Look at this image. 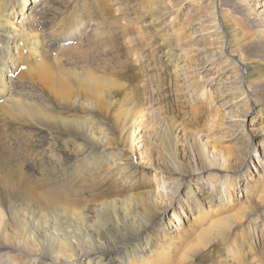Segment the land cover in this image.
Returning <instances> with one entry per match:
<instances>
[{"label": "bare ground", "instance_id": "obj_1", "mask_svg": "<svg viewBox=\"0 0 264 264\" xmlns=\"http://www.w3.org/2000/svg\"><path fill=\"white\" fill-rule=\"evenodd\" d=\"M113 1L98 16L104 6L100 0H0V252L7 255L0 264H20L14 254L24 256L23 264H193L214 244L225 247L233 261H247V256L242 261L244 250L235 230L264 209V139L249 154L250 136L264 135V123L256 130L245 127V107L253 98L245 94L242 69L230 48L252 39L249 20L264 23V0H209V10L202 6L204 0H182L185 8L191 5L188 12L197 2L205 9L184 25L183 41L171 32L179 7L164 1L141 4L142 10H157L151 21L163 23L158 28H163V42L176 44L165 53L174 62L180 91L193 98L191 103L208 91L220 111V122L213 126L230 133L214 135H225L228 143L212 148L195 130L183 132L170 119L174 127L162 134L157 130L162 146L154 141L152 153L160 159L165 150L164 159L176 168L159 173L160 191L127 189V195L117 194V182L100 187L88 181L93 169L101 174L98 182L105 181L100 153L110 154L107 150L123 138L122 118L139 111L136 88L121 84L119 74L148 38H142L139 19H130L123 9L125 0ZM115 10L128 15L117 16ZM82 13L96 15L91 29L96 33L78 32ZM260 32L256 35L264 42V29ZM53 49L55 55L50 56ZM255 78L251 82L264 84V75ZM77 109L84 118L72 113ZM123 141L133 150L131 134ZM22 144L25 150L13 155ZM238 147L244 152L235 153ZM260 148L261 175L252 178L255 189L245 187L242 195L241 178L246 176L237 174L236 165ZM224 153H235L236 158ZM104 161L110 163L108 157ZM191 165L192 170L180 174L191 178L185 192L177 195L173 189L182 179L171 176ZM112 167L104 172H117L122 187L127 185L132 178L128 160ZM208 170L212 173L205 176ZM170 209L176 218L186 217L185 226L173 229L167 223L165 235L153 238L152 224ZM250 261L261 264L262 258L254 255Z\"/></svg>", "mask_w": 264, "mask_h": 264}, {"label": "rangeland", "instance_id": "obj_2", "mask_svg": "<svg viewBox=\"0 0 264 264\" xmlns=\"http://www.w3.org/2000/svg\"><path fill=\"white\" fill-rule=\"evenodd\" d=\"M32 1V0H30ZM102 2V9L98 10V16L103 14V10H109L106 7L108 4L114 3L113 0H107L105 4L103 0ZM146 1H159L165 2L169 7L174 9L180 8L179 14L175 15V19L171 22L172 31H175V39L177 40H184V32L186 28L184 25L187 24V21H193L192 18L199 17L205 13V9L202 6H205L207 10L208 4L211 7V2L209 0H204L203 4L194 5L190 12H188V8L191 5H187L188 7L185 8V3L180 4L182 0H125L123 9L130 13V19L135 20L136 18L139 19V24H141V31H142V38H148L146 42L139 43V49L137 55L135 54L134 57H129L128 66L127 68H123L122 73L119 74L121 78L120 83L126 84L128 87L136 88L135 96L139 101V111L137 115L130 114L128 118L125 116L122 118V124L120 127L122 128V136L123 138L117 139V144L114 143L115 148H111L106 152H103L102 155L100 153L99 158H101V165H103V169L101 172L105 177V181L98 182L101 178V174L93 169L89 173L88 181L91 183H95L98 186H106L111 185L114 182L119 184L117 189V194L120 195L121 191L126 192V195L129 192H139V191H151L155 190L156 192L160 191L161 188H158V181L161 179L163 170L165 169H175L176 166L174 164L168 163L165 159L167 152L165 150H161V155L165 158L155 159L152 153L153 147L155 143L157 145L162 146L163 139L158 135L157 130L160 131V134L164 133L167 127H174L173 124H170V119H174L177 121L178 126L183 129V132L190 133L191 131L195 130L194 134H199V138L207 142L209 147H221L222 144L228 143L227 138L225 135H228L230 132L228 129L224 127H217L213 126L214 123L220 122L219 116L220 111H216L215 103L216 99L210 95L208 91L205 90L197 100V103H191L193 98L189 95H185L182 91H180L179 82L175 77L174 71V62H172L167 54L165 53L174 43L171 42H163L164 39V31L158 30L163 23L162 22H152L151 20L157 16V10H142L141 4ZM231 2V0H227ZM228 2V3H229ZM146 4H149L147 2ZM106 5V6H105ZM112 6V5H111ZM117 6V5H116ZM113 5V9L117 8ZM224 12H229L232 14L231 9H223ZM192 12V13H191ZM117 16H127V14L121 13L120 11H114ZM91 14V18L87 15L84 17L82 13V18L84 19L81 22V28L79 29V33L82 31L85 35L89 33H96L91 31L92 28L96 27V24L93 25L97 19L96 15L93 17V13ZM240 17V16H239ZM124 18V17H123ZM224 18V17H223ZM244 19V17H242ZM20 19V16L17 20ZM90 19V20H89ZM191 19V20H190ZM16 20V21H17ZM168 21V19H166ZM164 20V21H166ZM88 23H87V22ZM122 19L120 22L122 23ZM224 21V19H223ZM153 24H152V23ZM85 23V24H84ZM148 23V24H147ZM158 23V24H157ZM226 24V23H225ZM83 25V27H82ZM89 25V26H88ZM148 25V26H147ZM154 25V26H153ZM228 25V22H227ZM264 23L258 21L249 20V26L252 29V38L251 40L248 39L241 44H234L231 47L230 52L233 50L231 54L235 62L237 63L238 67L242 69L241 74L243 75L242 78L245 79V94L251 96L253 100L249 102V105L245 107L248 111L246 115V125L245 127L250 130H256L257 127L262 126L264 123V84L259 83V81L251 82V79L255 78L260 80L264 75V42L259 35L256 33H261L260 30L264 29ZM92 26V27H91ZM116 26V25H115ZM114 26V27H115ZM155 28V29H154ZM177 29V30H176ZM87 33H86V32ZM162 31V32H161ZM77 32V34H78ZM79 35V34H78ZM82 36V34H80ZM68 35V37H70ZM152 36V37H151ZM150 37V38H149ZM73 39V37H71ZM140 42V40H139ZM170 45V46H169ZM171 47V48H172ZM57 51V50H55ZM141 51V52H140ZM50 56L55 55L54 49L51 50L49 53ZM133 60V58H135ZM67 60V57L64 58ZM132 60V61H131ZM72 62V61H68ZM130 62V63H129ZM134 62V63H133ZM133 63V64H132ZM245 67V68H244ZM119 70V69H117ZM110 71H115V69H111ZM256 73V74H255ZM262 73V74H260ZM118 75V72H116ZM258 76V77H257ZM246 77V78H245ZM253 77V78H252ZM249 84V85H248ZM247 86V87H246ZM210 89V87H208ZM250 89V90H249ZM179 90V91H178ZM213 90V88H212ZM249 90V91H248ZM190 94V93H189ZM252 94V95H251ZM146 98L144 101L143 99ZM190 100V102H189ZM143 104H142V103ZM146 104H145V103ZM196 104V105H195ZM194 105V106H192ZM198 111L196 112V109ZM72 113H76L77 117L84 118L82 111L76 110ZM88 116V115H87ZM195 118V119H194ZM142 120L143 124L140 126L139 130L135 131V124L139 123ZM193 120V121H192ZM141 122V123H142ZM208 127H217L216 130H209ZM258 132V130H257ZM134 133V134H133ZM131 134V138L134 139L133 150L125 148L124 138H128ZM180 135L182 133H179ZM219 134H225L222 138L218 139ZM216 135V136H214ZM198 139V138H197ZM196 139V140H197ZM264 139V135H260L257 133H253L250 136L251 145L249 154L253 151V147L259 145L261 140ZM154 141H157L154 143ZM193 142L194 146H197L196 141L194 139L191 141ZM190 148L189 145H187ZM25 150V145L22 144L19 148L13 150V155L18 154L19 152ZM189 150V149H188ZM237 150L244 152L243 147H238L235 149V153ZM197 151V150H196ZM231 153H224L225 156H229L231 158H236V154ZM189 155V153H188ZM262 148L259 151L252 153L247 158V161H242L244 166L241 163H238L236 166L238 167L237 174L242 175L246 178H241V194H245L246 192L245 187L247 189H255L252 188L254 184V180H252L253 176H260L259 168L262 160ZM109 158V164L104 161V158ZM126 159L129 163V168L127 169V174L132 175V178L129 177V182L131 181L130 185H133L132 190L129 189V182L127 185L122 187V178L121 175L119 176L117 172L113 173H106L105 170L108 172L113 167L112 165L125 162ZM160 168V172L156 169ZM105 169V170H104ZM193 167L187 168L182 166V171L176 172L177 175L171 176L172 178H180L182 179V185L176 186L173 191L177 195L180 193L183 194L185 192V188L187 187V183L189 182L191 175H181V173L185 171L192 170ZM176 171V170H175ZM212 170H208L204 172L205 176L211 175ZM231 175H236L232 174ZM119 176V177H118ZM127 176V175H126ZM164 179H166V175L164 174ZM251 180V181H248ZM246 181V182H245ZM247 183V186H246ZM142 185V186H141ZM121 189V190H120ZM129 190V192L127 191ZM125 190V191H124ZM120 192V193H119ZM239 195V190H237V196ZM252 196V195H250ZM90 197V194H89ZM158 199L161 200L160 195ZM245 199V197L239 198V200ZM173 210L170 209L168 213L158 216L155 222L152 224L151 228H153V238H157L160 236H164L165 231V224L172 223L174 225L173 229H180L186 224V217L182 216L180 219L176 218L173 215ZM188 211V210H187ZM1 215V212H0ZM183 223V224H182ZM249 223V224H248ZM159 226V228H158ZM178 226V227H177ZM177 227V228H176ZM157 228V229H156ZM12 229V226L9 227ZM162 229V230H161ZM236 233L239 236V243L240 246L243 247L242 249L244 258L242 261L248 257V260H244V262L236 261L231 258L226 252L225 247L220 246L218 244L212 245L203 254L197 256L193 264H252L251 257L256 255L259 258H262V263L264 264V209H260L259 212L251 218L249 222H246L243 225L237 226ZM163 233V234H162ZM148 232H144L141 237L144 238ZM1 227H0V238H1ZM245 238L242 240V238ZM244 243H243V242ZM244 245V246H243ZM219 247V248H218ZM224 248V249H223ZM210 251V252H209ZM6 252H0V258H7V255L3 254ZM213 253V254H212ZM220 254V257L217 258V255ZM262 256H260V255ZM16 259H18L20 264L24 263V256L22 254L13 255ZM116 260L118 255L115 254ZM216 256V258H215ZM225 260V261H224ZM246 261V262H245ZM253 264H260L259 262Z\"/></svg>", "mask_w": 264, "mask_h": 264}]
</instances>
